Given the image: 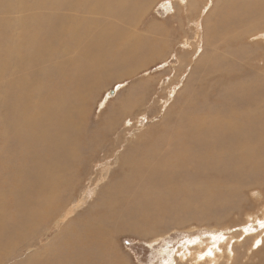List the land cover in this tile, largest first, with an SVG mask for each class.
<instances>
[{
  "label": "rangeland",
  "instance_id": "1",
  "mask_svg": "<svg viewBox=\"0 0 264 264\" xmlns=\"http://www.w3.org/2000/svg\"><path fill=\"white\" fill-rule=\"evenodd\" d=\"M104 1L108 6L101 9L105 10L88 8L83 0H0V52L10 49L9 53H0L4 61L0 67V264H264V170L256 176L260 182L252 178L246 185H233L232 191L221 186L223 196L210 201L180 193L183 182L196 179L192 165L167 163L170 167L166 175L158 178L163 182L160 190L167 192L157 191L148 198L144 193L159 188L161 183L147 182L142 169L137 170L143 164L165 163L175 151L169 136L189 131L191 117L215 116L234 106L242 113L249 104L252 116H264V100L244 101L236 95L247 86L245 82L264 81L262 9L257 24L263 30L238 38L239 22L244 18L240 19L235 9L247 7L250 0ZM120 1H126L128 9L120 8ZM61 20L74 29L82 23L81 34L74 29L73 34L62 32ZM253 25L248 19L246 27L251 29ZM35 33L47 41L49 49H67L71 42L80 43L82 39L102 46L112 43L111 59L125 57L126 61L100 72L92 70L90 75L71 68L68 61L73 52L52 56L42 64V47L32 49L26 42ZM56 35L67 42L58 45ZM149 47L156 51L151 52ZM61 59L67 61L62 73L57 67ZM44 80L49 84L42 86ZM83 94L88 99L81 112ZM61 98L67 100L59 106ZM28 117L31 119L26 121ZM255 125L251 127L254 131ZM70 137L77 142L75 149L67 144ZM218 144L228 147L231 141ZM206 149L208 146L203 145L195 152ZM46 171L49 176L44 175ZM200 172L207 176L205 168ZM232 177L237 180L239 175ZM125 179L139 184L134 183L138 187L126 197L121 195ZM54 185L59 186L61 194L48 199L46 191ZM154 194L162 199L154 201ZM107 195L114 202L125 203L128 218L120 217L122 223L125 219L126 226H131L128 230L120 227L116 218L105 223L108 230L104 233L113 234V242L109 240L105 247L117 250L113 262L107 255L98 261L95 252L84 257L78 246L83 241L81 236L92 229L87 221L107 217L102 208ZM70 227L76 230L67 231ZM73 246L76 249L71 253Z\"/></svg>",
  "mask_w": 264,
  "mask_h": 264
},
{
  "label": "bare ground",
  "instance_id": "2",
  "mask_svg": "<svg viewBox=\"0 0 264 264\" xmlns=\"http://www.w3.org/2000/svg\"><path fill=\"white\" fill-rule=\"evenodd\" d=\"M70 1V0H69ZM85 4L90 5V7H95L98 9L101 8H105L108 6V4L104 1V0H83ZM246 2V1H245ZM52 5V3H50ZM250 4V5H249ZM129 4L126 1H120L119 2V7L122 9H128ZM17 7V6H16ZM118 7V9H119ZM59 8V7H58ZM259 9H262V12L264 14V0H250L247 3V7H243V6H238L235 11L236 13L239 15L240 19H243L242 21L239 22L238 26V31H237V35L238 38H240L242 35H247L250 37V35H252L255 31L261 29L259 28L258 24H259V17L261 16V12L259 11ZM92 10V9H91ZM95 10V9H94ZM101 10H105V9H101ZM178 10V9H177ZM145 11V10H144ZM150 12V11H149ZM98 13V12H97ZM99 14V13H98ZM145 14V13H144ZM82 15V14H81ZM73 16V15H72ZM89 18V17H88ZM63 19V18H62ZM91 19V18H90ZM248 19L251 20V22L254 24L252 26L251 29H249L248 27H246V24L248 22ZM64 20V19H63ZM74 21V19H73ZM77 22L79 20H76ZM258 23V24H257ZM82 24V23H81ZM81 24L78 23L75 27V29L73 28V26L69 23V22H62V20L59 22V29L62 32H67L69 34H73V29L74 32H76V34L78 33V35L81 34ZM98 24V23H97ZM243 24V25H242ZM264 24V23H263ZM141 25V24H140ZM143 25V24H142ZM41 26V25H40ZM94 26V25H93ZM152 26V25H151ZM232 26V25H231ZM249 26V25H248ZM39 27V26H38ZM100 27V25H99ZM154 27V26H153ZM156 27V26H155ZM235 27V26H234ZM232 27V29L234 28ZM237 27V26H236ZM235 27V28H236ZM30 28V27H29ZM90 28V27H89ZM93 28V27H92ZM98 28V27H97ZM229 28V27H228ZM248 28V29H247ZM154 29V28H153ZM237 29V28H236ZM135 30V29H134ZM230 30V28H229ZM263 30V29H261ZM228 31V30H227ZM47 31H45L46 33ZM85 32V31H84ZM153 32V31H152ZM226 32V31H225ZM212 33V32H211ZM86 34V32H85ZM89 35V34H88ZM93 35V34H92ZM227 35V34H226ZM245 35V36H246ZM255 35V34H254ZM114 36V35H113ZM117 36V35H116ZM228 36V35H227ZM244 36V37H245ZM70 37V36H69ZM86 37V36H85ZM100 37V36H98ZM141 37V36H140ZM139 37V38H140ZM248 37V38H249ZM261 37V36H260ZM65 38V37H64ZM206 38V36H205ZM264 38V37H263ZM21 39V38H20ZM56 39H58L60 42H58V45L60 44H64L67 42V39H63L61 38L59 35H56ZM99 40H102V38H98ZM229 39V38H227ZM256 39V38H255ZM71 40V39H70ZM92 40V39H91ZM145 40V39H142ZM17 41V40H15ZM229 41V40H228ZM251 41V40H250ZM14 42V41H13ZM26 42L29 44V46L33 48L38 47L39 49L42 47V50L40 49V51L42 52V57L44 56L43 62L42 64H45V62L51 58L52 56H56L58 54L64 55L67 52H73L74 55L72 58H70V60L68 61L71 64V68H73V70H77L78 72L81 71H85L90 75V72L93 70L95 72H100L101 69H103L104 67H115L116 65H120L125 63L126 58L122 57L119 58L118 60H112V56L113 54V48H112V43H107L105 46H102L100 43H92L90 42L88 39H82V41L80 43H75L73 44V42H71L68 45L67 49H60L59 47H56L54 49H49L46 46L47 41H43L40 40V37L38 34H34L33 37L26 39ZM79 42V39H78ZM142 42V41H141ZM148 42V41H147ZM262 43V40L260 41ZM186 43V42H184ZM44 44V45H43ZM51 44V43H50ZM49 44V45H50ZM226 44V43H225ZM229 44V43H228ZM263 44V43H262ZM227 45V44H226ZM240 45V44H239ZM229 46V45H227ZM254 46V45H253ZM264 46V45H263ZM262 46V47H263ZM23 47V44L20 45V48ZM52 47V46H51ZM132 47H134V45H132ZM232 47V46H231ZM229 47V48H231ZM237 47V46H236ZM102 48H104V51H102ZM204 48V46H203ZM209 48V47H208ZM225 48V47H224ZM239 48V47H238ZM139 49V48H137ZM163 49V48H162ZM234 49V48H233ZM244 49V48H243ZM149 50L151 52H155L156 48L155 47H149ZM222 50V49H221ZM220 50V51H221ZM238 50V49H235ZM234 50V51H235ZM239 50H242L241 48ZM238 50V51H239ZM20 51V49H19ZM223 51V50H222ZM221 51V52H222ZM226 51V49H225ZM228 51V50H227ZM226 51V52H227ZM244 51V50H243ZM242 51V52H243ZM10 49H6L4 52H0V53H9ZM14 52V51H13ZM12 52V53H13ZM217 52H219L217 50ZM241 52V51H240ZM177 53V52H176ZM209 53V52H208ZM249 53V52H248ZM255 53V52H254ZM187 54V53H186ZM205 54V53H204ZM218 54V53H217ZM225 54V53H224ZM253 54V53H252ZM251 54V55H252ZM232 55V54H231ZM236 55V54H235ZM234 55V56H235ZM243 55V54H242ZM131 56V55H130ZM176 56V55H175ZM249 56V55H248ZM178 57V56H177ZM186 57V56H185ZM233 57V56H232ZM251 57V56H249ZM248 57V58H249ZM253 57V55H252ZM140 58V57H139ZM234 58V57H233ZM243 57H241L242 59ZM254 58V57H253ZM257 58V57H256ZM259 58V57H258ZM257 58V59H258ZM12 59V58H11ZM29 59V58H28ZM206 59V56H205ZM212 59V58H211ZM226 59V58H225ZM245 59V58H244ZM34 61V59H32ZM240 60V59H238ZM254 60V59H253ZM256 60V59H255ZM150 61V60H149ZM199 61V60H198ZM214 61V60H213ZM56 62V61H55ZM67 61H62V59L60 60V66L58 71L62 73V71L66 70V63ZM142 62H144V60H142ZM226 62V61H225ZM241 62V61H240ZM244 62V60H243ZM54 63V62H53ZM145 63V62H144ZM191 63V62H190ZM219 63V62H218ZM234 63V62H233ZM204 64V63H203ZM215 64V63H214ZM195 65V64H194ZM208 65V64H207ZM233 65V64H232ZM235 65V64H234ZM242 64H240L241 66ZM4 66V61L0 58V67ZM247 67V66H246ZM245 67V68H246ZM255 67V65H254ZM55 68V67H54ZM134 68V67H133ZM136 68V67H135ZM194 68V67H193ZM206 68V67H205ZM220 68V67H217ZM250 68V67H249ZM259 68V67H258ZM123 69V68H122ZM98 70V71H96ZM138 70V69H137ZM196 70V69H195ZM204 70V69H203ZM219 70V69H218ZM238 70V69H237ZM236 70V71H237ZM252 70V69H251ZM262 70V69H260ZM229 71V70H228ZM136 72V71H135ZM140 72V71H139ZM253 72V71H252ZM258 72V71H257ZM137 73V72H136ZM216 73V72H215ZM220 73V72H219ZM262 73V72H261ZM57 74V73H55ZM138 74V73H137ZM199 74V72L197 73ZM196 74V75H197ZM241 74V73H240ZM250 74V73H249ZM60 75V74H59ZM92 75V74H91ZM210 75V74H209ZM222 75V74H221ZM220 75V76H221ZM225 75V74H224ZM229 75V74H228ZM243 75V74H242ZM232 76V75H230ZM230 76H228L230 78ZM241 76V75H240ZM253 76V75H251ZM86 77V76H83ZM217 77V76H216ZM226 77V76H225ZM234 77V76H233ZM232 77V79H234ZM77 78V77H76ZM215 78V77H214ZM79 79V78H77ZM132 79V78H131ZM213 79V78H212ZM220 79V78H219ZM224 79V78H223ZM74 80V79H73ZM204 80V79H203ZM236 80V78H235ZM17 81V80H16ZM23 81V80H22ZM71 81V80H70ZM237 81V80H236ZM244 81V80H243ZM248 81V80H247ZM45 80L42 81V86L44 85H48L49 83L45 84ZM73 82V81H71ZM70 82V83H71ZM81 82V81H80ZM245 82V81H244ZM79 83V82H78ZM231 83V82H230ZM76 84V83H75ZM218 84V83H217ZM236 84V83H234ZM245 84H247V86L244 87V89H240L238 92H236V95L240 98L243 97V100H264V81L262 82H258L255 81L253 82H245ZM244 84V85H245ZM90 85V84H89ZM212 85V84H211ZM222 85V84H221ZM60 86V85H59ZM58 86V87H59ZM78 86V84H77ZM219 84L216 86L218 88ZM239 86V85H238ZM242 86V85H241ZM241 86H239L238 88H240ZM55 86H53L54 88ZM73 87V86H72ZM71 87V88H72ZM76 87V86H75ZM79 87V86H78ZM215 87V88H216ZM229 87V86H228ZM46 88V87H45ZM49 88V87H48ZM52 91H56L53 90ZM56 88V87H55ZM61 88V86H60ZM65 88V87H62ZM69 88V87H68ZM82 88V86L80 87ZM199 88V87H198ZM214 88V87H213ZM37 89V88H36ZM59 89V88H58ZM74 89V88H73ZM190 89V88H189ZM221 89V88H220ZM10 90V89H9ZM51 90V88H50ZM64 90V89H63ZM68 90V89H67ZM72 90V89H69ZM197 90V89H196ZM201 90V89H199ZM206 90V89H204ZM215 90V89H213ZM59 91V90H58ZM57 91V92H58ZM66 91V90H64ZM73 91V90H72ZM210 91V90H209ZM51 92V91H50ZM68 92V91H67ZM190 92V91H189ZM192 92V91H191ZM199 92V91H198ZM202 92V91H201ZM231 92V91H230ZM259 92V93H258ZM44 93V92H43ZM52 93V92H51ZM60 93V92H59ZM254 93V94H253ZM45 94V93H44ZM66 94V93H65ZM64 94V95H65ZM80 94V93H79ZM253 94V95H252ZM211 95V93H210ZM252 95V97H251ZM66 96V95H65ZM216 96V95H215ZM29 97V96H28ZM213 97V96H212ZM211 97V98H212ZM228 97V96H227ZM210 98V96H209ZM88 99L87 94H83L80 97V100H82V104L80 103L79 106H81V112L86 108V100ZM63 100H67L66 98H61V100L58 102V104H60L59 106H61L63 104ZM198 100V99H197ZM218 100V99H217ZM216 100V101H217ZM11 101V100H10ZM34 101V100H33ZM38 101V100H37ZM214 101V100H213ZM226 101V100H225ZM230 101H232L230 99ZM24 102V101H23ZM22 102V103H23ZM36 102V101H35ZM178 102V101H176ZM263 102V101H262ZM27 103V102H26ZM62 103V104H61ZM179 103V102H178ZM182 103V102H181ZM216 103V102H215ZM229 103V101H228ZM233 103V102H232ZM237 103V102H236ZM254 102H251V104ZM33 104V103H32ZM31 104V105H32ZM241 104V103H240ZM243 104V103H242ZM258 105H262L261 102H257ZM137 105V104H136ZM174 105V104H172ZM209 105V104H208ZM222 105V104H221ZM15 106V105H13ZM21 106V105H20ZM34 106V105H33ZM36 106V105H35ZM34 106V107H35ZM138 106V105H137ZM244 106V105H242ZM257 106V105H256ZM25 107V106H24ZM27 107V106H26ZM30 107V106H28ZM32 107V106H31ZM171 107V106H170ZM177 107V106H176ZM175 106L174 108L177 109ZM207 107V106H206ZM228 107V106H227ZM255 107V106H254ZM68 108V107H67ZM138 109V107H135ZM212 108V107H210ZM246 108V110H245ZM244 108V112L239 113L238 111V106H234L232 108H230L227 112L225 113H218L217 115L215 114V116H194L191 117L189 122L190 124H192L191 128L189 131H179L178 133H176L175 135H171L168 138V142L171 143L174 148L175 151L174 153L168 157H170L169 159L167 158L165 160V163L161 164V163H155L153 162L152 164H143L141 166H139V169H142V174H145L144 176H147V182L148 181H156V183H161L159 185V188L153 187L150 189L149 192L144 193V196L148 198V196H151L154 192H162V193H166L167 191H161V187H163V182L161 180H159V177H163L166 175L167 173V169L170 167L168 166L167 163H169L170 165L174 164L175 162H180V164H185L186 166H194V168H196V171H194L196 179L192 182H183V184L181 185V194L185 195L187 197H193L197 198V197H201L203 199V201H210L212 199H217V198H221L223 196L222 192L219 191V188L222 186L225 189H228L229 191L233 190V185L235 184H248L250 179H257L256 176L258 174V172L264 170V116H258V115H251L250 113V104L249 106ZM257 108V107H255ZM262 108V107H260ZM264 108V106H263ZM13 109V107H12ZM15 109V108H14ZM13 109V110H14ZM23 108H21L22 110ZM72 109V108H71ZM136 109V110H137ZM172 109V108H171ZM174 109V110H175ZM241 109V107H240ZM11 110V111H13ZM18 110V109H17ZM16 110V112H18ZM20 110V109H19ZM73 110V109H72ZM135 110V109H134ZM173 110V109H172ZM173 110V111H174ZM178 110V109H177ZM210 110V109H209ZM212 110V109H211ZM219 110V109H218ZM242 110V109H241ZM29 111V110H28ZM80 111V110H79ZM217 111V110H216ZM215 111V112H216ZM221 110H219L220 112ZM259 111V110H258ZM14 112V111H13ZM23 112V111H22ZM31 112V111H30ZM170 112V111H169ZM212 112V111H211ZM252 112V111H251ZM260 112V111H259ZM11 113V112H10ZM9 113V114H10ZM15 113V112H14ZM56 112H54L55 114ZM78 113V112H77ZM137 113V112H135ZM264 113V111H263ZM12 114V113H11ZM18 114V113H15ZM13 114V115H15ZM24 114V113H23ZM34 114V113H33ZM19 115V114H18ZM22 115V114H20ZM72 115V114H71ZM137 115V114H135ZM167 115V114H166ZM16 116V115H15ZM23 116V115H22ZM21 116V117H22ZM26 116V115H25ZM54 116H57V114H55ZM75 116V114H74ZM101 116V115H100ZM19 117V116H17ZM67 117V116H66ZM94 117V116H92ZM175 118V116H173ZM172 118V117H171ZM182 118V117H181ZM180 118V119H181ZM26 119V118H25ZM29 119H31V117H28V119L26 121H28ZM98 119V118H97ZM66 120V119H65ZM68 121V120H67ZM70 121V120H69ZM101 121V120H100ZM74 122V121H73ZM80 124V121H78ZM69 123V122H68ZM91 123V122H90ZM17 124V123H16ZM23 124V123H22ZM29 124V123H27ZM82 124V123H81ZM248 124V125H246ZM256 124L257 125V129L254 131L253 129H251L252 125ZM19 125V124H18ZM71 125V124H69ZM86 125V124H85ZM255 125V126H256ZM2 126V125H1ZM30 124L27 126V128L29 129ZM59 126V124L54 125V130L57 129ZM49 127V126H48ZM180 127V126H179ZM52 126L50 125L49 129H48V134H49V130H51ZM184 128V127H183ZM256 128V127H255ZM254 128V129H255ZM105 130V129H104ZM186 130V129H185ZM56 131V130H55ZM4 132V131H3ZM6 133V132H5ZM55 133V132H54ZM108 133V132H107ZM106 133V134H107ZM144 134V133H143ZM155 134V133H154ZM45 135V134H44ZM109 135V133H108ZM104 136V135H103ZM50 137V136H49ZM155 137V136H154ZM168 137V136H167ZM66 138V137H65ZM126 139V138H125ZM138 139V138H137ZM139 140V139H138ZM223 140H230L231 144L230 146L227 147L223 146V145H219L218 143L220 141ZM135 142V141H134ZM149 142V140H148ZM139 143V142H138ZM188 143L193 144V146H190ZM51 146V143H49ZM62 144V143H61ZM64 144V143H63ZM68 146H70L71 149H75L77 147V142L74 138L70 137L69 142L67 143ZM135 144V143H134ZM137 144V143H136ZM218 144V145H217ZM203 145H207L208 149H206L204 152L202 153H196L195 149H197L198 147H202ZM217 146L221 147V150L217 149ZM1 147V146H0ZM59 147V146H58ZM120 147V146H119ZM56 148V147H55ZM111 148V147H110ZM1 150V149H0ZM3 151L4 148L2 149ZM77 150V149H76ZM84 150V149H83ZM92 152V151H91ZM101 152V151H100ZM72 153V152H71ZM74 153V152H73ZM76 153V152H75ZM106 153V152H105ZM92 154V153H91ZM10 155V154H8ZM64 156V155H63ZM108 157V155H106ZM105 156V157H106ZM148 156V155H147ZM70 157V156H69ZM83 158V157H81ZM62 159V157H61ZM73 159V158H72ZM94 159V158H93ZM98 159V158H97ZM104 159V158H103ZM4 160V159H3ZM63 160V159H62ZM107 160V159H106ZM6 161V160H5ZM52 161V160H51ZM102 161V160H101ZM108 161V160H107ZM9 162V161H8ZM105 162V161H104ZM3 163V162H2ZM46 163V162H45ZM112 163V160H111ZM88 164V163H87ZM60 165V164H59ZM99 165V164H98ZM8 166V165H7ZM10 166V165H9ZM90 167V166H89ZM100 167V166H99ZM99 167H97L98 169H100ZM55 168V167H54ZM58 168V167H57ZM72 168V167H71ZM201 168H205V170L207 171V176H201ZM5 169V168H4ZM49 169V167H48ZM53 169V168H52ZM94 169V168H93ZM56 170V169H55ZM59 170V169H58ZM63 170V169H62ZM136 170V171H137ZM12 171V170H11ZM54 171V170H53ZM8 172V170H7ZM51 172V170H50ZM39 173V172H38ZM171 173V172H169ZM79 174V173H77ZM98 173H96L97 175ZM117 174V172H116ZM45 176H49V171L44 172ZM55 175V174H54ZM57 176V174L54 176ZM234 175H239L237 180H234L232 176ZM114 176V175H113ZM143 176V175H142ZM15 177V176H14ZM52 177V175L50 176ZM59 177V175L57 176ZM45 178V177H44ZM47 178V177H46ZM56 178V177H55ZM62 178V177H61ZM60 178V179H61ZM145 178V177H144ZM219 178H222L221 180ZM49 179V178H48ZM47 179V180H48ZM113 179V178H112ZM146 179V178H145ZM46 180V179H44ZM42 180V181H44ZM58 180V179H55ZM63 180V179H61ZM103 180V179H102ZM111 180V179H110ZM20 181V180H19ZM41 181V180H40ZM39 181V182H40ZM52 183L53 180L51 179ZM261 179H257V182H260ZM61 182V181H60ZM138 181H130V179H128L126 181V179L122 182L121 184V188L124 189L121 191V195L126 197L128 195H131L134 190L136 189V187H138L137 185H135L134 183H137ZM36 183V181H35ZM57 183V182H56ZM46 184V183H45ZM44 184V185H45ZM138 184V183H137ZM48 185V183H47ZM50 185V184H49ZM62 185V184H61ZM68 185V184H67ZM139 185V184H138ZM167 185V184H166ZM180 185L179 183H176V186ZM193 186V187H191ZM44 187V186H43ZM48 188V186H45V188ZM61 187V186H60ZM2 188V187H1ZM97 188V187H94ZM253 188V187H252ZM4 189V188H3ZM42 189V188H41ZM62 189V187H61ZM102 190V189H101ZM180 190V189H179ZM256 190V189H255ZM254 190V191H255ZM258 190V189H257ZM38 191V190H37ZM41 191V190H40ZM251 191V190H250ZM253 191V190H252ZM251 191V192H252ZM250 192V195H251ZM12 193V192H11ZM42 193V192H41ZM47 198H56L58 196V194L60 193V189L58 185H54L52 187H50L47 191H46ZM82 193V192H81ZM1 194V193H0ZM61 194V193H60ZM59 194V195H60ZM12 196V195H11ZM100 196V195H99ZM172 196H174V194H172ZM258 196V195H257ZM244 197V196H243ZM264 197V196H263ZM154 201L158 202L159 200L162 199L161 196H157V195H153ZM245 198V197H244ZM248 199V198H247ZM260 199V198H259ZM93 200V199H92ZM102 200H104V203L102 204V208L104 209L103 213H106L107 217L106 218H100V220H91L90 222H88V224L90 225V229L85 236H81L83 237V241L81 242V244H79V249L81 252L84 253V257H89L91 256L90 253L91 252H95L98 256V261L99 259L104 256L107 255L108 256V261L109 262H113L116 259V254H117V250L116 247H112L110 250L109 248H106L105 246L108 245L107 243L109 242V240L112 239V235H106L104 232V230H108L105 229V223L108 222L107 220H111V218H116V222H118L120 224V227L122 226L124 229H130L131 226H126L125 224V219L128 218V214H129V209H125V203L122 202H118V201H113V197L107 195V197L103 198ZM142 200V199H141ZM262 200V199H261ZM38 201V200H37ZM244 201V200H242ZM263 201V200H262ZM81 203V202H80ZM156 204V203H155ZM4 205V204H3ZM143 205V204H142ZM189 204H184V206H188ZM197 205V204H196ZM146 206V205H145ZM144 206V207H145ZM157 206V205H156ZM264 206V205H263ZM4 207V206H2ZM6 207V206H5ZM42 207H47V204H43ZM50 207V206H49ZM65 207V206H64ZM158 207V206H157ZM195 207V206H194ZM199 207V206H198ZM3 209V208H2ZM29 209V208H28ZM46 210L48 208H45ZM51 209V208H50ZM65 209V208H64ZM133 210V209H132ZM131 210V211H132ZM2 211V210H1ZM97 211V210H96ZM116 211V212H115ZM98 212V211H97ZM96 212V213H97ZM138 212H140L138 210ZM11 214V213H10ZM33 214V213H32ZM47 215V214H46ZM120 215L124 216L125 219H123V223H122V218L120 217ZM138 215V214H137ZM6 216V214H5ZM143 216V215H142ZM2 217V216H0ZM141 217V216H140ZM148 217V216H147ZM5 218V217H4ZM138 218V217H137ZM264 218V217H263ZM3 219V218H2ZM6 219V218H5ZM105 219V220H103ZM22 220V219H21ZM257 220V219H256ZM264 220V219H263ZM112 221V222H114ZM6 222V221H5ZM110 222V223H112ZM162 222V221H161ZM9 223V222H8ZM81 223V222H80ZM115 223V222H114ZM113 223V226H114ZM4 224V223H2ZM1 224V225H2ZM73 224V223H72ZM130 225V224H129ZM10 226V225H9ZM13 227V226H12ZM112 227V225H111ZM113 228V227H112ZM12 229V228H11ZM75 228L70 227L67 231L69 230H73ZM120 229V228H119ZM24 230V229H23ZM76 230V229H75ZM110 230V229H109ZM14 231V230H13ZM256 231V230H255ZM76 232V231H74ZM109 232V231H108ZM131 232V231H130ZM133 232V231H132ZM144 233V231L142 232ZM214 234V233H213ZM212 234V235H213ZM138 235V233H137ZM18 236V235H17ZM118 236V234H117ZM215 236V235H214ZM21 237V236H20ZM199 237V236H198ZM255 237V236H254ZM119 238V237H118ZM256 238V237H255ZM17 239V238H16ZM201 240V239H200ZM66 240L64 239L62 241L65 242ZM112 241V240H111ZM197 241V240H195ZM194 241V242H195ZM70 242V241H69ZM68 242V243H69ZM113 242V241H112ZM193 242V241H192ZM204 242V241H203ZM237 242V241H236ZM110 243V242H109ZM197 243V242H196ZM257 243V242H256ZM193 244V243H192ZM208 244L205 243V245ZM110 245V244H109ZM204 245V244H202ZM201 245V246H202ZM210 245V244H209ZM227 245V244H226ZM14 246V245H13ZM23 246V245H22ZM67 246V245H66ZM200 247V246H199ZM70 252L73 253L74 249H76V246L70 247ZM202 248V247H200ZM205 249V247H203ZM202 248V249H203ZM14 249V248H13ZM184 249V248H183ZM187 249V248H185ZM199 249L198 247L196 248ZM222 249V247H221ZM165 250V249H164ZM189 250V249H188ZM187 250V251H188ZM194 250V249H193ZM192 250V251H193ZM226 250V249H225ZM181 251V250H180ZM245 251V250H244ZM243 251V252H244ZM65 252V251H64ZM77 252V251H76ZM185 252V251H184ZM183 252V254H184ZM205 252V251H204ZM66 253V252H65ZM70 253V254H71ZM196 253V252H195ZM80 255V254H77ZM82 255V253H81ZM170 255V254H169ZM187 255V254H186ZM195 255V254H194ZM204 255V254H203ZM248 255V254H247ZM9 256V255H8ZM245 256V255H244ZM249 256V255H248ZM189 257V256H188ZM206 257V256H204ZM218 257V256H217ZM186 258V257H185ZM208 258V257H207ZM212 258V257H211ZM219 258V257H218ZM248 258V257H247ZM104 259V258H103ZM215 259V258H214ZM250 259V258H249ZM80 260V259H79ZM89 259L86 258V261H88ZM255 260V259H254ZM253 260V261H254ZM4 261V260H3ZM201 261V259H200ZM206 261V260H205ZM249 261V260H248ZM247 261V262H248ZM81 262V260H80ZM204 262V260H203ZM217 262V261H216ZM238 262V261H237ZM252 262V261H251ZM256 262V261H255ZM207 263V262H206ZM218 263V262H217ZM261 263V262H260ZM79 264V262H78ZM196 264V263H195ZM205 264V263H204ZM215 264V263H214ZM242 264V263H241ZM252 264V263H251ZM257 264V263H256Z\"/></svg>",
  "mask_w": 264,
  "mask_h": 264
},
{
  "label": "snow or ice",
  "instance_id": "3",
  "mask_svg": "<svg viewBox=\"0 0 264 264\" xmlns=\"http://www.w3.org/2000/svg\"><path fill=\"white\" fill-rule=\"evenodd\" d=\"M261 227L264 228V224H261Z\"/></svg>",
  "mask_w": 264,
  "mask_h": 264
}]
</instances>
